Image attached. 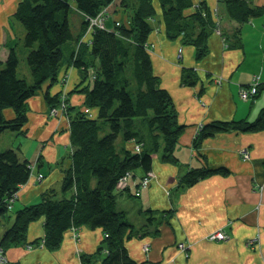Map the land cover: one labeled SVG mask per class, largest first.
<instances>
[{
    "label": "crops",
    "instance_id": "obj_1",
    "mask_svg": "<svg viewBox=\"0 0 264 264\" xmlns=\"http://www.w3.org/2000/svg\"><path fill=\"white\" fill-rule=\"evenodd\" d=\"M152 1L153 7L160 9L158 1ZM191 1L192 7L184 12H193L199 3H204L225 40L215 30L208 37L207 54L196 59L193 46L181 44L179 37H166L161 10L159 17L151 20L153 29L147 46L153 73L158 76L160 87L170 94L178 124L184 127L174 150L176 163L162 162L157 154L153 155L150 170L153 175L148 185L138 187L144 172L137 168L128 176L126 188L116 195V209L125 213L137 232L124 243L129 256L140 264H264V130L219 131L194 146L201 126L213 121L253 120L264 107V13L238 24L229 18L224 0ZM244 1L251 7H264V0ZM19 2L0 0L1 62L19 43L22 30L13 17ZM124 12L121 9L108 15L105 27L111 28L115 21L125 20ZM73 16L75 19L71 22L76 37L81 16L76 12ZM236 28L239 34L234 39ZM89 38L90 33L86 31L82 41ZM64 50L66 64L63 57L57 82L48 88L52 95L64 89L68 105L83 109L82 89L89 82L90 68H84L81 63L72 65L70 57L74 55L73 60L86 65L91 58L88 50L78 47L76 41L65 44ZM183 67L195 71L198 81L194 86L181 84ZM256 74L263 81L257 95L241 99L240 89L247 87ZM21 78L28 80V77ZM26 108L24 133H15L11 146L16 145L14 150L18 151L20 159L30 163V175L16 193L10 209L13 214L0 216V239L12 224L15 211L39 202L49 190H54L56 198L64 196L60 191L61 180L71 163L69 117L74 111L68 109L63 115H50L41 91L27 100ZM90 112L95 114L94 109ZM5 115L13 114L7 109ZM124 146L131 149L134 143L125 142ZM200 167H224L227 174L212 173L190 186H178L181 175ZM125 199L133 203L138 214L147 208L163 213L162 217H152L149 221L140 217L131 222L123 209ZM42 222L40 219L28 225L25 244L4 250L9 264H101L105 252L96 254L103 241L101 229L84 226L68 229L60 247L49 251L41 245L29 244L43 237ZM216 230L226 231L229 239L224 242L206 239ZM179 243H185L187 249L181 251L177 247ZM85 256L91 258L85 260Z\"/></svg>",
    "mask_w": 264,
    "mask_h": 264
},
{
    "label": "trees",
    "instance_id": "obj_2",
    "mask_svg": "<svg viewBox=\"0 0 264 264\" xmlns=\"http://www.w3.org/2000/svg\"><path fill=\"white\" fill-rule=\"evenodd\" d=\"M157 1L166 37H179L181 44L193 46L196 59L207 54V40L215 30L219 29L223 37L204 3L186 13L192 7L191 0ZM224 5L229 18L238 24L264 13V7H251L244 0H224ZM121 9L125 11V20L111 28L93 26L89 40L82 41L89 19L104 17V10L112 15ZM74 11L81 16L76 37L71 22L75 19ZM154 16L152 0H20L18 3L13 17L24 28L23 45L29 49L25 59L31 83L17 77L18 57L11 48L7 58L0 61V135L7 129L24 133L26 103L36 92H42L49 108L59 104L61 93L52 95L48 87L57 82L65 44L76 41L78 47L88 50L91 61L88 65L72 61V65L81 63L84 68L89 67L90 76L82 89L84 108L66 106V112L72 109L74 113L69 117L71 163L60 186L64 196L56 198L54 190H49L39 202L15 211L12 224L0 239L3 252L12 245L25 244L28 225L42 219L44 235L29 243L33 246L54 251L60 247L68 229L99 228L103 241L96 254L105 252L101 264H140L129 256L124 243L137 232L125 213L116 209V195L126 188L125 185L118 189L117 182L126 172L130 175L137 168L142 169L143 176L150 172L151 151L157 150L160 143L161 161L176 163L174 150L184 127L178 124L170 94L160 87L159 78L153 73L147 39ZM238 34L236 28L234 39ZM180 81L182 85L194 86L198 78L193 69L183 67ZM7 109L11 110V117L5 115ZM91 109L95 110L94 115ZM230 129L264 130V107L253 120L213 121L201 126L194 146L216 132ZM125 142L134 143L133 148H126ZM30 169V163L20 159L14 149L0 151V216L11 209L19 187L28 180ZM212 173L227 174V170L191 168L179 177L178 186H190ZM87 258L91 256L84 257Z\"/></svg>",
    "mask_w": 264,
    "mask_h": 264
},
{
    "label": "rangeland",
    "instance_id": "obj_3",
    "mask_svg": "<svg viewBox=\"0 0 264 264\" xmlns=\"http://www.w3.org/2000/svg\"><path fill=\"white\" fill-rule=\"evenodd\" d=\"M152 4L154 5V1H152ZM154 10H155V16H154V19H157L158 17H159V14H160V9L159 8H157V7H155L154 8ZM103 14H105L104 15V17H102L103 19H99V20H97L96 21V23L95 24H93V25H90V27L91 26H95V25H97L96 27H98V26H100V27H103V26H105L106 25V21H107V16L108 15H110V14H108L107 12H106V10H104V13ZM224 16V18H225V20L226 19H228V16L226 15V13L223 15ZM120 17V16H119ZM16 22L19 24V26H20V28H21V33L19 34V43H18V45H16V47H15V50H16V54H17V57H18V66H17V77H28L27 79L28 80H26L27 81V83H31V76H26V71H27V75H29L30 74V71H29V69H28V66H27V64H26V54L28 53V51H29V49H27L26 47H24V45H23V39H24V34H25V32H24V28H23V26L21 25V23L18 21V20H16ZM89 22H90V20H89ZM118 21H115L114 22V25H117L118 23H117ZM89 29V26H88V28H87V30ZM16 43H17V41H16ZM73 54H74V52H73ZM74 55H72L71 57H70V59L74 62L75 60H73L74 59V57H73ZM63 57L65 58V62H64V64H66V61H67V58H66V51L64 50L63 51ZM69 61V60H68ZM90 76V75H89ZM63 90L64 89H62V91L60 92V93H62L63 92ZM38 92H40V91H38ZM38 92H36V93H38ZM35 93V94H36ZM66 95V100H67V94H65ZM66 104H68V100H67V102H66ZM49 110H50V108H49ZM66 111V109L64 110V111H62V112H60L61 114H59V115H63L64 114V112ZM49 114L51 115V113L49 112ZM15 133L16 132H14V131H11V130H5L4 132H2V134L0 135V151H4V150H6V149H9V148H11V149H14L15 148V146L16 145H13V146H11L12 145V143H13V141H14V139H15V137H13L14 135H15ZM161 141V140H160ZM160 146L158 147V149L157 150H155V151H151V154H152V157H153V155H155V154H157V157L159 158V160H161V155H162V144L160 143L159 144ZM17 153H18V151H17ZM132 200H137L136 198L134 199V198H132ZM124 206H123V209H126V211H127V213H128V215H129V217H128V219L131 221V222H136V220L137 219H139L140 217H142V219H144L145 221L147 220V218H149L150 216H152V217H154L155 219H157L158 217L160 218V217H162V214L163 213H160V212H157V211H152V213H149V212H147V208H144V210H143V212L141 213V214H138L137 212H136V208H134V205H133V203H129L128 201H127V199H125V202H124V204H123ZM7 214L8 215H12L13 214V211H8L7 212ZM0 225H1V222H0ZM224 233L227 235V239H225V240H215V241H213V242H224V241H226V240H228L229 239V235H228V233L226 232V231H224ZM211 241V240H210Z\"/></svg>",
    "mask_w": 264,
    "mask_h": 264
},
{
    "label": "built area",
    "instance_id": "obj_4",
    "mask_svg": "<svg viewBox=\"0 0 264 264\" xmlns=\"http://www.w3.org/2000/svg\"><path fill=\"white\" fill-rule=\"evenodd\" d=\"M101 20L103 19L100 15H98L97 17L93 18V19H89V29L88 31L93 27L90 25H93L96 23L97 20ZM97 26V25H95ZM100 27V26H98ZM218 33L219 29L216 30ZM262 78L259 74H256L253 76L252 80L250 81L249 85L247 87L241 88L240 92H239V97L243 100H248L250 98H253L256 96L261 84H262ZM67 100H66V95L64 92L61 93L60 95V102L57 106L50 108L49 112L51 113L52 116H56L58 115L60 112L64 111L66 109V104ZM87 112V110H86ZM199 129V128H198ZM135 149L138 150V147L135 146ZM244 156H247L246 153H243ZM152 173L151 172H147L145 174V176L142 177L140 183H139V187H145L148 185L150 178L152 177ZM129 176V173L126 172L123 176H121L117 182V187L118 189H123L126 185V180ZM263 186L260 187V190L262 189ZM75 233V232H74ZM206 239L211 240V241H215V240H225L227 239V235L224 233V230H218V231H213L211 233H209L206 236ZM28 248H31V245H27ZM177 247L181 250V251H185L187 249V245H185V243H179L177 245ZM0 264H8V261L4 255V252L2 250V248L0 247Z\"/></svg>",
    "mask_w": 264,
    "mask_h": 264
},
{
    "label": "bare ground",
    "instance_id": "obj_5",
    "mask_svg": "<svg viewBox=\"0 0 264 264\" xmlns=\"http://www.w3.org/2000/svg\"><path fill=\"white\" fill-rule=\"evenodd\" d=\"M216 231H218V230H216ZM215 232V231H214Z\"/></svg>",
    "mask_w": 264,
    "mask_h": 264
}]
</instances>
